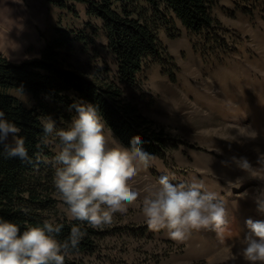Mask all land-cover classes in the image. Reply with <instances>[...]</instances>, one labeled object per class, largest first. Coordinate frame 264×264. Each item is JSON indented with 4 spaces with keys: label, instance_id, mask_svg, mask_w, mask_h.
I'll list each match as a JSON object with an SVG mask.
<instances>
[{
    "label": "rangeland",
    "instance_id": "obj_1",
    "mask_svg": "<svg viewBox=\"0 0 264 264\" xmlns=\"http://www.w3.org/2000/svg\"><path fill=\"white\" fill-rule=\"evenodd\" d=\"M65 1L67 8H60L53 0L25 3L24 14L30 16L33 40L29 49L14 50L10 59L35 57L55 35L56 27L72 26L83 31L87 39L75 44L70 62L99 66L105 60L115 68L113 56L104 49L107 38L102 22L86 14V4ZM213 15L221 26L213 34L219 44L207 43L203 35L188 30L179 21L159 29L164 61H150L142 72L145 89L153 94L148 98L152 104L144 107V113L171 133L178 146L165 157L154 155L152 166L139 172L131 183L142 190L145 185L155 184L161 175H168L172 183L192 176L203 180L209 191L226 202L229 215L225 243L235 244V252L248 229L235 225L231 212L264 220V213L255 203V197L264 191V170L254 176L232 160L246 158L253 169H262L258 159L264 155V0H216ZM83 45L88 51L99 50L98 56L93 51L89 58L81 50ZM168 68L173 78L166 73ZM11 93L27 107L36 105L31 93ZM77 115L76 110L63 107L50 117L59 130L68 128ZM105 134L110 146L111 136L124 146L107 126ZM8 140L14 142L11 135ZM46 145L48 154L44 158L48 163L35 171L41 178L40 189L53 204L44 217L71 219L53 181L54 156L60 149L55 133ZM142 198L143 193L126 214H114L113 222L102 226L105 234L97 249L78 257L86 264H225L219 254L221 245L211 230H193L183 243L171 240L165 230H149L141 211ZM244 262L238 258L228 264Z\"/></svg>",
    "mask_w": 264,
    "mask_h": 264
},
{
    "label": "trees",
    "instance_id": "obj_2",
    "mask_svg": "<svg viewBox=\"0 0 264 264\" xmlns=\"http://www.w3.org/2000/svg\"><path fill=\"white\" fill-rule=\"evenodd\" d=\"M75 1L86 4V14L102 22L107 38L104 49L113 56L116 67L105 60L99 66L70 62L75 44L87 38L75 27H56L55 35L31 59L13 62L0 54V110L21 128L19 135L25 139L33 161L38 151L43 157L48 154L47 145L41 144L44 119L63 107L75 110L70 106L79 102L98 106L106 126L125 147L139 136L144 151L165 157L178 141L144 113V107L152 104L148 98L153 94L145 89L142 72L150 61H164L158 34L163 25L179 21L188 30L203 35L207 43L219 44L213 35L221 27L213 15L216 0ZM53 2L60 8L68 7L65 0ZM81 50L89 58L90 52L99 54L96 48L88 51L87 45ZM166 73L173 78L170 68ZM11 90L31 93L36 105L27 107ZM37 144H41L39 149ZM43 164L34 166L8 158L0 145V217L16 223L21 232L49 220L44 212L53 207L52 199L43 194L40 175L35 173ZM50 221L63 225L57 236L60 241L67 239L73 225L86 231L79 245L69 249L64 264H86L78 254L94 252L105 234L103 227L93 228L86 222L67 218Z\"/></svg>",
    "mask_w": 264,
    "mask_h": 264
},
{
    "label": "clouds",
    "instance_id": "obj_3",
    "mask_svg": "<svg viewBox=\"0 0 264 264\" xmlns=\"http://www.w3.org/2000/svg\"><path fill=\"white\" fill-rule=\"evenodd\" d=\"M70 107L78 115L68 128L56 130L51 117L42 122L41 144L46 145L53 133L59 138L53 181L72 220L86 222L93 228L109 225L114 214H126L143 193L141 211L149 230H165L177 243L185 242L193 230H211L221 245L219 254L225 264L238 258H243L246 264H264V220H246L248 231L239 239V248L234 252L236 245L225 243L228 212L218 193L209 191L204 181L195 176L172 183L168 175H161L155 184L137 190L131 181L139 172H146L156 156L139 146V136L132 138L130 147L120 145L111 136L110 146L98 106L79 102ZM20 132L21 128L0 110V145L6 156L34 166L48 163L39 151L33 161ZM10 135L14 143L6 144ZM41 144L36 147L39 149ZM232 160L254 176L264 170V155L258 159L261 170L253 169L246 158L232 157ZM255 203L257 210L264 213V191L255 197ZM62 228V224L44 220L42 226H30L21 232L16 223L0 217V264H64L69 249L79 245L86 231L73 225L67 239L60 241L57 236Z\"/></svg>",
    "mask_w": 264,
    "mask_h": 264
},
{
    "label": "crops",
    "instance_id": "obj_4",
    "mask_svg": "<svg viewBox=\"0 0 264 264\" xmlns=\"http://www.w3.org/2000/svg\"><path fill=\"white\" fill-rule=\"evenodd\" d=\"M25 3L29 0H0V54L9 59L14 50L20 52L31 47L30 16L24 14Z\"/></svg>",
    "mask_w": 264,
    "mask_h": 264
},
{
    "label": "bare ground",
    "instance_id": "obj_5",
    "mask_svg": "<svg viewBox=\"0 0 264 264\" xmlns=\"http://www.w3.org/2000/svg\"><path fill=\"white\" fill-rule=\"evenodd\" d=\"M231 215H232V219L235 222V225H244V226H246V223L245 222L249 218L240 215V213H238L237 211L231 212ZM238 248H239V246H237V250H238ZM242 264H246V262H244Z\"/></svg>",
    "mask_w": 264,
    "mask_h": 264
}]
</instances>
